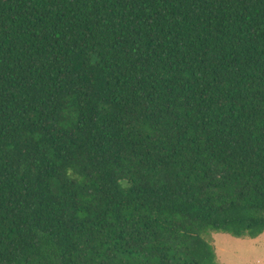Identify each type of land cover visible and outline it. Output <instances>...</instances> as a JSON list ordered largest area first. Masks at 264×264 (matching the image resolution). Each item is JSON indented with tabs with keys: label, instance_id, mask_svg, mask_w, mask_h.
I'll return each instance as SVG.
<instances>
[{
	"label": "trees",
	"instance_id": "1",
	"mask_svg": "<svg viewBox=\"0 0 264 264\" xmlns=\"http://www.w3.org/2000/svg\"><path fill=\"white\" fill-rule=\"evenodd\" d=\"M262 232L264 0H0V264Z\"/></svg>",
	"mask_w": 264,
	"mask_h": 264
},
{
	"label": "rangeland",
	"instance_id": "2",
	"mask_svg": "<svg viewBox=\"0 0 264 264\" xmlns=\"http://www.w3.org/2000/svg\"><path fill=\"white\" fill-rule=\"evenodd\" d=\"M207 242L209 264H264V232L254 238L213 233Z\"/></svg>",
	"mask_w": 264,
	"mask_h": 264
}]
</instances>
